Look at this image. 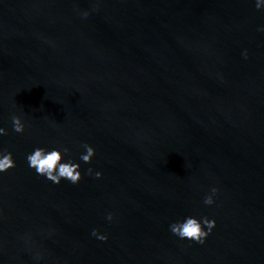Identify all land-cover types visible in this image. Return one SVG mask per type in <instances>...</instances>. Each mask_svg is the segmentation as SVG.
I'll return each instance as SVG.
<instances>
[{
	"label": "water",
	"instance_id": "95a60500",
	"mask_svg": "<svg viewBox=\"0 0 264 264\" xmlns=\"http://www.w3.org/2000/svg\"><path fill=\"white\" fill-rule=\"evenodd\" d=\"M255 4L0 0V149L15 161L0 174V264H264ZM84 143L95 156L77 184L27 166L36 146L78 160ZM186 215L215 219L203 244L169 231Z\"/></svg>",
	"mask_w": 264,
	"mask_h": 264
},
{
	"label": "clouds",
	"instance_id": "9594fccd",
	"mask_svg": "<svg viewBox=\"0 0 264 264\" xmlns=\"http://www.w3.org/2000/svg\"><path fill=\"white\" fill-rule=\"evenodd\" d=\"M97 5H93L95 8ZM257 9L264 8V0H256ZM82 17H88L89 11L83 10L79 12ZM257 31L264 32V27H260ZM247 59V52L242 53ZM12 130L16 133H23L25 123L18 115L11 117ZM7 135L5 128L0 127V136ZM83 152L79 154L78 160L70 155V150L66 146H36L26 154L27 166L38 176L51 181L53 184H59L61 181H67L71 184H77L82 178L80 162L90 163L95 156V148L88 143L81 145ZM15 167L12 152L7 149H0V174L7 172ZM86 174H93V169L89 167ZM102 173L94 172V177L99 179ZM218 189L212 187L209 194L205 195L202 203L205 206H211L215 203L214 197L217 195ZM106 220L111 222L113 214L108 212ZM215 219L206 216L186 215L181 220H176L169 224V231L180 240H187L197 244H203L205 239L210 235L215 227ZM91 235L99 241H106L107 235L101 234L97 229H92ZM42 257L37 254L35 259L39 261Z\"/></svg>",
	"mask_w": 264,
	"mask_h": 264
}]
</instances>
